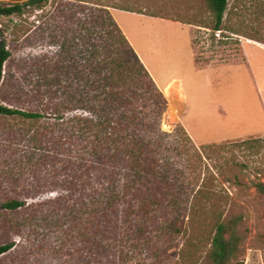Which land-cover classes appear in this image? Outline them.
Returning a JSON list of instances; mask_svg holds the SVG:
<instances>
[{
  "label": "rangeland",
  "instance_id": "1",
  "mask_svg": "<svg viewBox=\"0 0 264 264\" xmlns=\"http://www.w3.org/2000/svg\"><path fill=\"white\" fill-rule=\"evenodd\" d=\"M54 1L23 18L1 20V40L12 57L0 101L48 115L0 117V244L14 245L0 264H212L208 253L218 222L240 238L232 264H264V195L256 188L264 183V0H230L224 30L215 33L206 0H106L110 13L120 10L116 21L157 84L181 80L189 109L186 116L185 100L178 93L168 98L162 88L164 140L170 145L179 136L187 151L176 165L185 183L176 189L184 192L180 206L164 209L150 233L137 239L121 206V217L98 215L100 228L92 224L85 202L103 186L84 193L70 184L78 167L69 156L71 128L49 109L68 102V55H59L49 34L41 38L35 22H44ZM72 113L64 112L65 122ZM187 198L195 210L177 222L182 231L164 233L168 216L183 212ZM10 199L26 205L2 208Z\"/></svg>",
  "mask_w": 264,
  "mask_h": 264
},
{
  "label": "trees",
  "instance_id": "2",
  "mask_svg": "<svg viewBox=\"0 0 264 264\" xmlns=\"http://www.w3.org/2000/svg\"><path fill=\"white\" fill-rule=\"evenodd\" d=\"M229 1L206 0L213 17L210 29L214 33L224 30ZM105 2L55 0L53 10L42 16L44 22H35L40 24L37 28L41 38L45 40L49 34L59 45V55H68L66 72L71 84L65 92L68 102L48 107L57 113V120L71 128L69 156L76 157L78 167L70 184L84 193L90 185L103 186L92 188L93 195L85 202L93 215L92 224L97 230L100 228L95 220L98 215L121 217V206L125 210L124 224L137 229L131 235L137 239L150 233L151 226L165 215L164 209L180 206L178 200L184 190L183 187L176 189V185L185 183L183 177L179 180L178 175L183 171L176 165L187 151L179 136H175V143L170 145L164 140L169 137L161 131L167 99ZM50 3V0H27L0 5V82L4 67L12 57L6 42L1 40L4 32L1 20L23 18L27 10L43 9ZM57 66L54 64L55 70ZM62 109L73 112L68 122H65ZM46 115L48 113L10 108L0 101V117L40 120ZM182 130L185 134L183 127ZM256 188L264 195V183L256 184ZM196 194H203L202 189ZM186 201L183 212L174 213L176 216L172 219L168 216L170 222L164 233L182 231L177 222L195 210V205L189 204V198ZM25 205L24 201L10 199L2 204V208L15 211ZM77 206H80L78 202ZM13 246V243L0 244V256ZM239 246L240 238L234 231L227 224L218 222L208 257L212 264H232ZM124 262L125 259L121 264Z\"/></svg>",
  "mask_w": 264,
  "mask_h": 264
},
{
  "label": "crops",
  "instance_id": "3",
  "mask_svg": "<svg viewBox=\"0 0 264 264\" xmlns=\"http://www.w3.org/2000/svg\"><path fill=\"white\" fill-rule=\"evenodd\" d=\"M118 11H120V10H114L113 12H111L112 13V16H113V18L115 19V21H116V13L118 12ZM125 13H130V12H125ZM133 14H137V13H134V12H132ZM117 22V21H116ZM117 24H118V22H117ZM118 26L120 27V25L118 24ZM121 28V27H120ZM121 30H122V28H121ZM123 31V30H122ZM123 33H124V31H123ZM124 35L126 36V34L124 33ZM126 38L128 39V37L126 36ZM128 41H129V39H128ZM130 42V41H129ZM130 44L132 45V43L130 42ZM132 47H133V45H132ZM257 47V46H256ZM134 48V47H133ZM257 48H260V47H257ZM260 49H262V48H260ZM134 50H135V48H134ZM262 50H264V49H262ZM136 51V50H135ZM136 53H137V51H136ZM138 54V53H137ZM138 56H139V54H138ZM193 56H194V53H193ZM139 58L141 59V57L139 56ZM194 60H195V58H194ZM141 61L143 62V60L141 59ZM143 64H144V62H143ZM243 64H245V65H249V64H251V61L250 60H248V62L247 63H243ZM145 65V64H144ZM195 65H196V62H195ZM145 67H146V65H145ZM196 67H197V65H196ZM147 68V67H146ZM198 69H203V68H199V67H197ZM147 70H148V68H147ZM149 71V70H148ZM149 73H150V71H149ZM150 75H151V73H150ZM152 76V75H151ZM152 78L154 79V77L152 76ZM154 81L156 82V80L154 79ZM176 84V85H178L179 84V86L181 87V89H182V93H183V98L182 99H184L185 100V104H186V108H187V114H186V116L188 115V111H189V109H188V107H187V96H186V93H185V91H184V88H183V85H182V82H181V80H179V79H174V80H171L170 82H168V83H166L165 85H164V87H162V88H167L168 86H170L171 84ZM156 84H157V82H156ZM158 85V84H157ZM159 86V85H158ZM160 87V86H159ZM162 88L160 87V89L162 90ZM186 116H185V118H186ZM184 122H185V119H184Z\"/></svg>",
  "mask_w": 264,
  "mask_h": 264
},
{
  "label": "bare ground",
  "instance_id": "4",
  "mask_svg": "<svg viewBox=\"0 0 264 264\" xmlns=\"http://www.w3.org/2000/svg\"><path fill=\"white\" fill-rule=\"evenodd\" d=\"M174 93H178V95L181 97V99L183 98V93H182V89L181 87L178 85H176L175 83L174 84H171L170 86H168L166 89H165V95L169 98H171V96L174 94ZM170 114V113H169ZM171 115V114H170ZM164 127H166L168 129V126L165 125Z\"/></svg>",
  "mask_w": 264,
  "mask_h": 264
},
{
  "label": "built area",
  "instance_id": "5",
  "mask_svg": "<svg viewBox=\"0 0 264 264\" xmlns=\"http://www.w3.org/2000/svg\"><path fill=\"white\" fill-rule=\"evenodd\" d=\"M220 32V31H219ZM217 34V33H216Z\"/></svg>",
  "mask_w": 264,
  "mask_h": 264
}]
</instances>
